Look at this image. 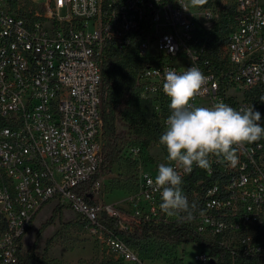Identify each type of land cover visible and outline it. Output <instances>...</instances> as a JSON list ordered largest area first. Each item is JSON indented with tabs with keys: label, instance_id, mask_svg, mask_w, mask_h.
Here are the masks:
<instances>
[{
	"label": "built area",
	"instance_id": "built-area-1",
	"mask_svg": "<svg viewBox=\"0 0 264 264\" xmlns=\"http://www.w3.org/2000/svg\"><path fill=\"white\" fill-rule=\"evenodd\" d=\"M216 25L227 33L220 73L199 37ZM109 48L136 51L141 95L164 129L169 68L195 65L208 78L197 106L256 110L254 99L264 98V0H0V264L19 262L23 238L48 204L70 207L123 264L164 263L145 260L105 216L126 235L145 224L189 227L204 240L193 241L202 247L198 264L264 261V138L238 147L235 164L210 155V168L180 170L183 193L197 204L192 219L160 208L148 184L157 166L137 176L131 209L98 201L100 178L81 188L103 162L101 62ZM175 259L185 264L178 251Z\"/></svg>",
	"mask_w": 264,
	"mask_h": 264
},
{
	"label": "clouds",
	"instance_id": "clouds-1",
	"mask_svg": "<svg viewBox=\"0 0 264 264\" xmlns=\"http://www.w3.org/2000/svg\"><path fill=\"white\" fill-rule=\"evenodd\" d=\"M204 3L206 0H191L194 6ZM162 79L163 92L170 101V115L159 143L166 148L170 163L160 164L157 175L154 179L149 177L148 184L159 192L160 208L166 214H183L192 219L197 204L190 203L183 193L180 170L189 174L194 165L208 169L210 155L235 164L237 148L264 138V126L260 124L261 113L253 105L239 109L223 101L211 106L195 105L194 100L208 79L195 65L183 72L166 69Z\"/></svg>",
	"mask_w": 264,
	"mask_h": 264
},
{
	"label": "trees",
	"instance_id": "trees-1",
	"mask_svg": "<svg viewBox=\"0 0 264 264\" xmlns=\"http://www.w3.org/2000/svg\"><path fill=\"white\" fill-rule=\"evenodd\" d=\"M223 24H225L223 22ZM226 34L220 35L219 27L216 25L211 32L200 33L202 41L208 43L210 47L209 56L217 64V72L220 73L219 47L226 40ZM139 62L134 67L135 62ZM103 72V82L101 85V109L104 119L103 133V162L100 171L90 181L82 184V189L90 188L100 176L110 173L114 164L123 156V149L128 143V134H132L143 147L152 143L159 144V138L164 132V127L156 116L153 109L152 100L142 97L141 85L138 74L141 68L140 58L135 50L119 51L114 48L106 50L101 62ZM256 110L264 118V98L261 94L255 99ZM257 102V103H256ZM124 123L129 126L128 131L119 129V124ZM93 201L92 197H88ZM64 205H57L51 217L42 225L41 230L49 226L57 219L63 218ZM102 223L111 230L117 232L129 244L134 245L148 237L167 238L178 244L202 241L195 236L189 227L184 225H141L131 234H124L117 228V220L103 217ZM38 234V233H37ZM37 240L30 249L26 250L20 257L17 264H46L44 257L37 254ZM214 253L216 247L212 245ZM173 262H180L175 259ZM106 264H123L108 260ZM246 264H264V261L252 259Z\"/></svg>",
	"mask_w": 264,
	"mask_h": 264
},
{
	"label": "rangeland",
	"instance_id": "rangeland-1",
	"mask_svg": "<svg viewBox=\"0 0 264 264\" xmlns=\"http://www.w3.org/2000/svg\"><path fill=\"white\" fill-rule=\"evenodd\" d=\"M138 64V61L135 62L134 67ZM119 129L128 131L129 126L121 123ZM128 136L123 156L114 164L110 173L100 177L101 188L97 192L98 201L113 203L125 209H131L139 191L137 176L141 172H152L155 166L167 163V151L159 144L152 143L143 147L132 134ZM56 206L48 204L39 212L23 238V250L30 249L37 240L36 252L44 257L46 264H106L110 260L106 244L70 207H64L62 219H57L41 230ZM132 246L145 260L164 264H177L172 260L176 251L185 264H198L195 255L202 250L195 242L182 245L160 237H148Z\"/></svg>",
	"mask_w": 264,
	"mask_h": 264
},
{
	"label": "water",
	"instance_id": "water-1",
	"mask_svg": "<svg viewBox=\"0 0 264 264\" xmlns=\"http://www.w3.org/2000/svg\"><path fill=\"white\" fill-rule=\"evenodd\" d=\"M209 264H216V261L214 259H211Z\"/></svg>",
	"mask_w": 264,
	"mask_h": 264
}]
</instances>
